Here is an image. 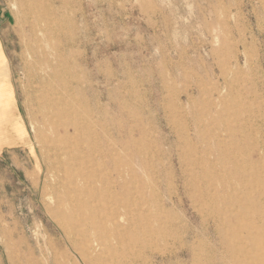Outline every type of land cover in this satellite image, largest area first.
I'll list each match as a JSON object with an SVG mask.
<instances>
[{
    "label": "rangeland",
    "instance_id": "374dc122",
    "mask_svg": "<svg viewBox=\"0 0 264 264\" xmlns=\"http://www.w3.org/2000/svg\"><path fill=\"white\" fill-rule=\"evenodd\" d=\"M0 12V264L80 260L51 198L37 83L79 123L87 180L127 206L135 264H264V0H0Z\"/></svg>",
    "mask_w": 264,
    "mask_h": 264
},
{
    "label": "bare ground",
    "instance_id": "6f19581e",
    "mask_svg": "<svg viewBox=\"0 0 264 264\" xmlns=\"http://www.w3.org/2000/svg\"><path fill=\"white\" fill-rule=\"evenodd\" d=\"M35 91L38 134L52 158L51 198L63 233L83 264H135L134 245L124 238L130 223L127 206L118 211L112 185L97 186L87 180L76 157L79 123L63 113L57 97L42 83ZM76 259L71 264H82Z\"/></svg>",
    "mask_w": 264,
    "mask_h": 264
},
{
    "label": "crops",
    "instance_id": "0c3cea01",
    "mask_svg": "<svg viewBox=\"0 0 264 264\" xmlns=\"http://www.w3.org/2000/svg\"><path fill=\"white\" fill-rule=\"evenodd\" d=\"M4 25L5 23L3 22L2 14L0 12V88L2 89H4L9 83L7 55L5 54L2 40V38H4Z\"/></svg>",
    "mask_w": 264,
    "mask_h": 264
},
{
    "label": "water",
    "instance_id": "95a60500",
    "mask_svg": "<svg viewBox=\"0 0 264 264\" xmlns=\"http://www.w3.org/2000/svg\"><path fill=\"white\" fill-rule=\"evenodd\" d=\"M4 15H5L6 19H7L10 23L13 22V19H12V17H11V15H10L9 12H6Z\"/></svg>",
    "mask_w": 264,
    "mask_h": 264
}]
</instances>
